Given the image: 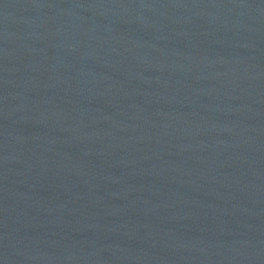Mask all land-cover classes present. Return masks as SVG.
<instances>
[{"label": "water", "instance_id": "1", "mask_svg": "<svg viewBox=\"0 0 264 264\" xmlns=\"http://www.w3.org/2000/svg\"><path fill=\"white\" fill-rule=\"evenodd\" d=\"M0 264H264V0H0Z\"/></svg>", "mask_w": 264, "mask_h": 264}]
</instances>
